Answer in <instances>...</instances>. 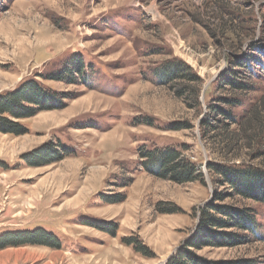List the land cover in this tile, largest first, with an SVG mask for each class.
Wrapping results in <instances>:
<instances>
[{"label":"rangeland","instance_id":"374dc122","mask_svg":"<svg viewBox=\"0 0 264 264\" xmlns=\"http://www.w3.org/2000/svg\"><path fill=\"white\" fill-rule=\"evenodd\" d=\"M258 39L264 0H0V95L37 81L63 104L9 117L24 134L0 132V236L41 228L62 248L6 247L0 264H165L211 205L254 210L258 239L231 228L224 231L239 236L236 246L197 255L264 264V205L213 182L206 165L216 156L200 131L209 106L227 95L217 82L229 52ZM75 57L85 78H48ZM177 61L201 79L197 99L177 94L186 81L163 82ZM255 84L236 114L264 93V76ZM170 148L203 177L178 183L149 171L141 151Z\"/></svg>","mask_w":264,"mask_h":264},{"label":"trees","instance_id":"16d2710c","mask_svg":"<svg viewBox=\"0 0 264 264\" xmlns=\"http://www.w3.org/2000/svg\"><path fill=\"white\" fill-rule=\"evenodd\" d=\"M233 19H236L235 16L230 17V21ZM258 41L260 40L252 41V44L245 47V41L242 40L234 51L229 52L232 54L231 58L228 57L229 62L217 82L218 90L227 95L218 97L209 106L206 113L208 118L201 122L200 131L203 141L207 146L211 145L216 156L206 165L208 172L215 177L213 182L221 186L229 185L230 194L233 196L264 205V93L250 104L245 112L235 113L236 109L244 105L241 96L253 92L256 89L255 81L264 76V43L262 40ZM85 70L82 57H75L66 64L63 71L48 78L65 81L67 80L65 75H71L72 78L80 76L83 79ZM162 79L165 84L186 81L187 83L177 89V94L184 98L187 94L190 96L193 93L195 99L198 98L201 79L183 62L177 61L166 66ZM68 82L74 83L72 80ZM191 84H195L196 88L191 87ZM51 96L37 81L24 82L20 87L1 94L0 132L15 135L27 132L20 123L9 117L19 120L31 118L41 111L61 109L63 104L60 100ZM173 128L180 130L184 127L177 125ZM60 147L69 152L67 147ZM55 153L54 150L51 155ZM140 156L147 160L148 170L156 177L171 179L178 183L193 182L203 177L202 169L187 159L180 150L170 148L164 151H141ZM216 197L224 198L222 194H217ZM215 210L221 212L222 216L213 215ZM202 211L201 225L195 235L165 264H253L245 261L206 260L197 255V251L210 247L236 246L235 241H238L239 236L224 231L231 228L245 231L249 236L258 239L257 231L260 227L256 212L250 209L223 208L218 205L208 206ZM162 212L175 211L168 209ZM125 242L133 244L132 239ZM24 245L62 248V243L56 235L41 228L32 231H13L0 236V249ZM135 248L149 256L145 246L137 244Z\"/></svg>","mask_w":264,"mask_h":264}]
</instances>
